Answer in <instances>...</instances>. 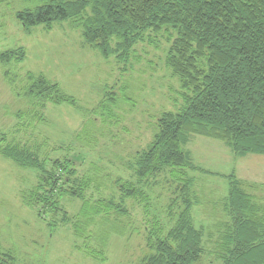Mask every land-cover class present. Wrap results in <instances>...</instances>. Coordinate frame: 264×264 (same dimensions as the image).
<instances>
[{
	"label": "trees",
	"instance_id": "trees-1",
	"mask_svg": "<svg viewBox=\"0 0 264 264\" xmlns=\"http://www.w3.org/2000/svg\"><path fill=\"white\" fill-rule=\"evenodd\" d=\"M15 17L26 32L35 26L51 30L56 22L69 21L80 29L85 45L121 64L137 44L157 48L159 37L165 35L163 62L179 83L180 104L156 117L151 140L125 167L129 177L117 176L112 181L116 193L109 196L93 199L92 176L81 172L77 156L50 157L25 141L4 143L6 135L0 133V155L35 172L33 186L19 195L39 220L51 231L68 226L82 240L83 249L103 262L109 236L125 233L121 222L130 217L126 201L146 200L144 187L167 173L179 185L173 199L179 211L169 227L154 223L146 232L150 254L140 264H212L204 239L218 264H264V208L241 189L233 174L226 176L222 206L228 220L218 229V239L211 240V231L195 223L194 180L188 172L202 170L184 149L194 134L225 142L235 155L264 154V0H35L32 6L17 9ZM24 55V48L0 51L2 76L14 96L37 110L34 116L40 123L49 124L47 104L66 103L82 117L87 114L58 82L43 74L27 71L22 93L16 92L18 78L12 67ZM99 96V115L112 117L118 96L105 91ZM15 116L22 122V111ZM80 129L73 134L76 142L83 138ZM64 199L80 202L75 213L69 214ZM92 239L98 250L90 248ZM15 259L11 252L0 251V264H14Z\"/></svg>",
	"mask_w": 264,
	"mask_h": 264
},
{
	"label": "rangeland",
	"instance_id": "rangeland-1",
	"mask_svg": "<svg viewBox=\"0 0 264 264\" xmlns=\"http://www.w3.org/2000/svg\"><path fill=\"white\" fill-rule=\"evenodd\" d=\"M34 2L0 0V51L24 48L25 52L23 61L12 67L18 78L15 91L22 93L27 71L43 74L58 82L66 94L88 111L82 117L69 104H47L44 113L49 124L43 125L34 116L37 110L34 112L32 105L14 96L0 65V133L6 135L3 142L25 141L42 153L48 152L50 157L77 156L81 172L92 176L93 199L109 196L116 193L112 181L117 176L129 177L125 167L151 140L156 117L180 104L178 79L163 62L168 47L166 36L157 38V48L137 44L126 64H121L113 56L104 59L85 45L80 29L71 27L69 21L56 22L51 30L35 26L29 32L24 31L15 12ZM103 91L118 96L112 106V117L99 115V95ZM19 110L24 114L20 123L14 117ZM83 123L86 126L81 130ZM79 129L83 138L76 142L73 134ZM59 145L64 146L63 151H50ZM184 149L202 169L188 172L194 180L191 191L196 200L192 216L196 224L211 231V240L218 239V229L228 220L222 206L228 188L225 175L234 173L244 180L245 191L251 189L247 185L259 188L251 181H258L264 169L261 161L264 155H235L225 142L194 134L189 135ZM35 179L32 169L20 168L0 155V251L14 254V264H140L150 254L146 232L154 223L169 227L179 211L173 204L179 188L177 182L167 173L151 179L144 187L146 200L126 201L130 217L121 222L126 226L125 233L109 236L104 248L106 259L100 262L83 249L82 240L74 237L68 226L51 231L36 217L34 209L21 202L20 190L33 186ZM62 204L72 214L80 202L64 199ZM89 229L97 231L95 227ZM204 242L210 262L218 264L208 252L211 248L208 241ZM89 246L94 250L99 247L94 239Z\"/></svg>",
	"mask_w": 264,
	"mask_h": 264
},
{
	"label": "crops",
	"instance_id": "crops-1",
	"mask_svg": "<svg viewBox=\"0 0 264 264\" xmlns=\"http://www.w3.org/2000/svg\"><path fill=\"white\" fill-rule=\"evenodd\" d=\"M188 141V140H187ZM186 141V142H187ZM223 142V141H222ZM226 144V143H225ZM227 146H228V144H226ZM184 146H185V144H184ZM229 147V146H228ZM230 148V147H229ZM231 149V148H230ZM188 151V150H187ZM231 151H232V149H231ZM189 152V151H188ZM233 152V151H232ZM189 154H190V157H191V162H192V164L193 165H195V163H194V161L192 160V155H191V153L189 152ZM257 155H264V154H257ZM261 161H263L264 162V159H261ZM195 167H197L198 168V166H196L195 165ZM200 167V166H199ZM202 170V169H201ZM203 171H205V170H203ZM205 173H207V174H211V175H218V174H215V173H213V172H210V171H205ZM233 173V172H232ZM228 175H230V174H228ZM228 175H225V178H226V176H228ZM233 175H234V173H233ZM234 177H235V179L238 181V183H239V185H240V187H241V189L245 192V193H247V194H249V195H251L252 197H254L255 198V200L260 204V205H262L263 206V208H264V169H261V175L258 177L259 179H258V181H251V183H253V184H255V185H258V186H260L259 188H256V189H253L250 185H247V186H249V188H251L250 189V191H245V189H244V186H245V184H246V182L244 181V180H241L240 178H237L235 175H234ZM227 180V179H226Z\"/></svg>",
	"mask_w": 264,
	"mask_h": 264
}]
</instances>
